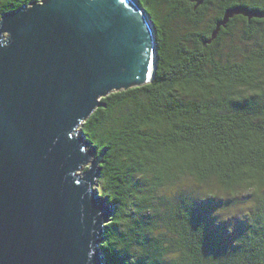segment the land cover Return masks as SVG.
<instances>
[{
  "label": "trees",
  "instance_id": "1",
  "mask_svg": "<svg viewBox=\"0 0 264 264\" xmlns=\"http://www.w3.org/2000/svg\"><path fill=\"white\" fill-rule=\"evenodd\" d=\"M35 1L0 0V17ZM139 1L157 31L156 78L103 98L83 124L114 207L106 260L264 264V46L237 57L226 42L239 24L264 37V19L235 16L206 44L227 9L264 12V0Z\"/></svg>",
  "mask_w": 264,
  "mask_h": 264
},
{
  "label": "water",
  "instance_id": "2",
  "mask_svg": "<svg viewBox=\"0 0 264 264\" xmlns=\"http://www.w3.org/2000/svg\"><path fill=\"white\" fill-rule=\"evenodd\" d=\"M235 16L264 12L227 9L206 44ZM157 61L139 0H36L2 14L0 264H109L114 207L99 195L103 154L92 161L83 124L108 95L153 82Z\"/></svg>",
  "mask_w": 264,
  "mask_h": 264
},
{
  "label": "rangeland",
  "instance_id": "3",
  "mask_svg": "<svg viewBox=\"0 0 264 264\" xmlns=\"http://www.w3.org/2000/svg\"><path fill=\"white\" fill-rule=\"evenodd\" d=\"M171 28L173 29V32L178 31L180 29L184 30L186 29L187 25L185 24V22L181 19H174L173 22L171 23ZM230 47V49H235V56L239 57L243 51L247 50V49H253L254 47H259L260 45L264 46V37L259 35L258 38L253 39V40H246L243 36V29H242V25L239 24L238 27L235 29V32L233 33V35L230 36V38L227 39L226 41ZM237 45V46H236ZM94 150L92 149V152ZM96 159V155L93 157L94 161ZM99 182H98V186L97 188L99 189ZM172 188H170L169 193L172 196L175 192V190H171ZM189 189L194 190L195 189V185L191 184L189 186ZM173 259V257H172Z\"/></svg>",
  "mask_w": 264,
  "mask_h": 264
},
{
  "label": "bare ground",
  "instance_id": "4",
  "mask_svg": "<svg viewBox=\"0 0 264 264\" xmlns=\"http://www.w3.org/2000/svg\"><path fill=\"white\" fill-rule=\"evenodd\" d=\"M251 8V7H250ZM237 46V45H236Z\"/></svg>",
  "mask_w": 264,
  "mask_h": 264
}]
</instances>
